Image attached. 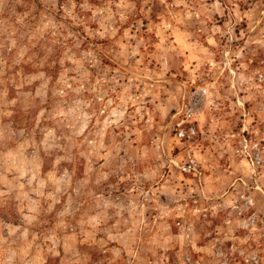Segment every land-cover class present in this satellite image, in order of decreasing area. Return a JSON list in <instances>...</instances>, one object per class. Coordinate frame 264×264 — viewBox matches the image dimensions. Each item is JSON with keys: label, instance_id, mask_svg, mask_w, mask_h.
I'll return each mask as SVG.
<instances>
[{"label": "rangeland", "instance_id": "374dc122", "mask_svg": "<svg viewBox=\"0 0 264 264\" xmlns=\"http://www.w3.org/2000/svg\"><path fill=\"white\" fill-rule=\"evenodd\" d=\"M0 264H264V0H0Z\"/></svg>", "mask_w": 264, "mask_h": 264}, {"label": "built area", "instance_id": "2783aa9c", "mask_svg": "<svg viewBox=\"0 0 264 264\" xmlns=\"http://www.w3.org/2000/svg\"><path fill=\"white\" fill-rule=\"evenodd\" d=\"M196 114V107H191L188 110H186V117L191 118Z\"/></svg>", "mask_w": 264, "mask_h": 264}]
</instances>
